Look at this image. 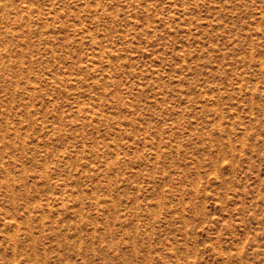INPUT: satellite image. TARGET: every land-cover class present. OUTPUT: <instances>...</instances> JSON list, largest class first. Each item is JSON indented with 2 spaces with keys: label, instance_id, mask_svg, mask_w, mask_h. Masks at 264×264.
Wrapping results in <instances>:
<instances>
[{
  "label": "rangeland",
  "instance_id": "374dc122",
  "mask_svg": "<svg viewBox=\"0 0 264 264\" xmlns=\"http://www.w3.org/2000/svg\"><path fill=\"white\" fill-rule=\"evenodd\" d=\"M0 264H264V0H0Z\"/></svg>",
  "mask_w": 264,
  "mask_h": 264
}]
</instances>
